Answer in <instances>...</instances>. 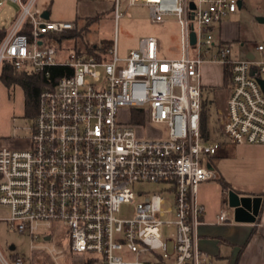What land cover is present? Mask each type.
Returning a JSON list of instances; mask_svg holds the SVG:
<instances>
[{
	"label": "built area",
	"instance_id": "1",
	"mask_svg": "<svg viewBox=\"0 0 264 264\" xmlns=\"http://www.w3.org/2000/svg\"><path fill=\"white\" fill-rule=\"evenodd\" d=\"M5 1L22 12L0 42V75L5 62L48 78L54 67L65 71L40 92L28 146L0 145V205L10 210L0 219L28 234L33 252L45 250L54 260L64 253L49 244L57 234L69 237L71 251L94 256L82 264H213L199 245L198 191L216 179L211 160L223 143L201 132L204 62L231 68L224 135L235 144H264V61L233 56L230 43L215 35L239 0H128L145 4L153 22L176 18L177 57L162 56L154 35L125 56L117 42L96 55L66 51L58 36L76 23L44 18L34 11L36 0ZM114 8L118 20L120 0ZM124 106L133 109L128 122L119 119ZM150 123L165 130L139 137ZM147 183L158 186H139ZM125 203L135 205L131 217L119 215ZM217 222L236 220L222 208Z\"/></svg>",
	"mask_w": 264,
	"mask_h": 264
},
{
	"label": "rangeland",
	"instance_id": "2",
	"mask_svg": "<svg viewBox=\"0 0 264 264\" xmlns=\"http://www.w3.org/2000/svg\"><path fill=\"white\" fill-rule=\"evenodd\" d=\"M242 5L237 11L226 17L222 23V33L219 36V28L216 29V39L220 37H232L230 45L232 55L238 58H246L249 52L256 56V60L264 61V51H258V44L264 45V0H239ZM116 0H36L34 11L48 12L49 19L53 21H70L77 27L72 31L77 35L63 40L66 51L78 50L90 52L91 50L103 51L117 42L120 56L128 55L132 48L138 45L143 36L154 35L160 39L162 54L177 56L179 48V31L176 18L166 16L164 21L153 22L149 8L142 3L130 5L128 0H120L121 17L115 19ZM22 7L15 2L5 1L0 4V28H10L19 18ZM97 16L90 24L88 21ZM110 46L106 47V44ZM22 71V70H20ZM201 80L203 84V98L208 103V125L211 139L231 142L223 133L227 100L230 94V84L225 80V67L220 61L208 60L201 67ZM131 107H121L119 119L128 122ZM134 121H142L136 118ZM32 119L27 116L25 93L20 84L8 87L0 79V145L10 148H26L31 135L30 126ZM163 124L150 123L143 127L138 136L148 138L160 135L164 131ZM225 164L232 176L236 177L235 190L241 195L263 196L264 178H253L251 172L236 173L234 160L226 159ZM218 177V176H217ZM216 177V178H217ZM147 186L151 191L157 188V184L147 183L139 185ZM224 185L217 179L205 182L200 186L198 199L205 203L207 219H212L214 211L218 210L223 197ZM134 204L125 203L121 207V217H131L134 212ZM10 214L7 207L0 205V218H6ZM54 226H56L54 224ZM62 230L58 229L57 233ZM170 228L164 229V237L170 234ZM57 238V239H56ZM49 244H55L63 250V255L54 260L45 250L32 251L31 237L28 234L10 228L7 222L0 219V251L10 264H16L12 254H19L23 264H82L88 261L89 254L75 253L69 248V237L66 235L54 236ZM14 245L15 249H10ZM97 259V264H99ZM0 264H2L0 262Z\"/></svg>",
	"mask_w": 264,
	"mask_h": 264
},
{
	"label": "crops",
	"instance_id": "3",
	"mask_svg": "<svg viewBox=\"0 0 264 264\" xmlns=\"http://www.w3.org/2000/svg\"><path fill=\"white\" fill-rule=\"evenodd\" d=\"M239 5H242L241 1H239ZM222 23L219 26V36L222 33ZM221 38L226 42L233 39L226 36ZM159 48L162 56L177 57L179 55V48L177 56L164 55L160 44ZM258 51H264V49ZM253 56L255 55L252 52L247 54L248 58ZM222 143L219 153L211 160V164L217 172L216 179L224 185L222 202L219 209L214 211V215L211 214L213 218L210 220L206 216L205 203L198 199L204 206L203 224L199 227V245L211 255L213 264H264V205L255 222L236 221L235 224L217 222V215L222 208L232 211L228 203V193L237 185V178L232 176L224 161L226 159L234 160L236 173L251 172L253 178L262 180L264 178V144H235L232 141H223ZM205 182L199 185V191L200 186ZM261 197L263 198V196ZM0 262L3 264L1 258Z\"/></svg>",
	"mask_w": 264,
	"mask_h": 264
},
{
	"label": "trees",
	"instance_id": "4",
	"mask_svg": "<svg viewBox=\"0 0 264 264\" xmlns=\"http://www.w3.org/2000/svg\"><path fill=\"white\" fill-rule=\"evenodd\" d=\"M96 18L97 16L92 17L88 21V24H90ZM6 34H7V28L5 27L0 28V42L3 40ZM75 35H77L76 32H73L72 30H68L63 35L58 36V38L59 39L60 37L70 38ZM105 46L108 47L110 45L107 43ZM89 53L96 55L97 51L91 50ZM224 67H225V80L227 81V83L230 84V89H231V81H232L231 68L229 65H225ZM64 71L65 70L62 67H54L52 70L51 77L48 78L42 73H27L20 71L11 63L5 62L2 67L0 79L8 87H11L15 84H20L22 86L25 93L27 116L31 118L32 121H34L38 113L40 92L47 87L53 86L56 80L61 75H63ZM138 114L141 115L142 110H139ZM138 114H135V116L138 117L139 116ZM201 132H202V136L205 139H211L210 127L208 125V103L204 98L202 99ZM263 205H264V195H263L262 206ZM11 257L12 259L15 260L21 256L19 254H12Z\"/></svg>",
	"mask_w": 264,
	"mask_h": 264
},
{
	"label": "water",
	"instance_id": "5",
	"mask_svg": "<svg viewBox=\"0 0 264 264\" xmlns=\"http://www.w3.org/2000/svg\"><path fill=\"white\" fill-rule=\"evenodd\" d=\"M43 17L49 19V13L44 12ZM261 20L264 21V19ZM192 41L195 42L194 33H192ZM260 83L264 88V80H260ZM262 200L263 198L261 196L241 195L235 190H230L228 193L229 207L233 211L234 219L238 222H255L261 211ZM14 248V245L10 246V249L13 250Z\"/></svg>",
	"mask_w": 264,
	"mask_h": 264
}]
</instances>
